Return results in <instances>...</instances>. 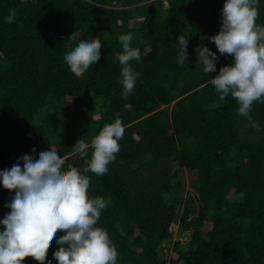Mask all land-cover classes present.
<instances>
[{
	"label": "trees",
	"instance_id": "16d2710c",
	"mask_svg": "<svg viewBox=\"0 0 264 264\" xmlns=\"http://www.w3.org/2000/svg\"><path fill=\"white\" fill-rule=\"evenodd\" d=\"M224 2L0 0V172L49 150L64 158L63 170L79 168L90 177L89 198L111 199L96 226L116 245L117 264H264V103L249 113L257 131L237 114L238 102L220 100L209 83L234 58L205 40L219 57L216 72L205 74L194 51L201 36L219 33ZM258 11L264 26V0ZM75 29L80 37L69 41ZM129 33L141 53L130 66L140 75L124 99L117 55L119 37ZM182 34L189 37L183 66ZM93 37L102 42L101 58L77 78L64 56ZM117 113L125 133L115 161L103 176L84 173L92 149L82 160L72 148L79 139L90 145ZM183 169L195 178V195L185 192ZM14 195L0 194V221ZM177 222L188 244L173 242ZM65 234L57 232L43 264H58L56 240Z\"/></svg>",
	"mask_w": 264,
	"mask_h": 264
},
{
	"label": "clouds",
	"instance_id": "9594fccd",
	"mask_svg": "<svg viewBox=\"0 0 264 264\" xmlns=\"http://www.w3.org/2000/svg\"><path fill=\"white\" fill-rule=\"evenodd\" d=\"M258 4L259 0H225L219 33L201 36V44L194 51L197 69L205 74L216 72L219 59L205 40L214 43L220 55L234 58V63L220 68L209 83L220 94V100L231 95L239 104L237 114L247 117L249 124L260 131L259 122L249 115L254 102L264 103V26L256 23L260 16ZM15 17L16 10L10 9L6 20L11 24ZM79 37L80 32L75 29L68 40L77 41ZM119 40L123 47L117 55L122 65V97L127 99L140 75L133 71L130 61H139L141 53L139 48L131 47V33L121 35ZM177 40V63L183 66L188 60L189 37L182 34ZM101 48L100 38L79 40L64 60L80 78L100 60ZM124 133L117 113L114 123L106 124L90 145L83 139L77 140L72 149L80 159H86L89 148L92 149L84 173L107 174L108 165L120 151L119 141ZM32 151L35 153V148ZM21 160L23 167L18 162L10 170L0 172L3 188L15 193L4 205L10 212L0 221V264H23L27 258L43 264L58 231L66 233L56 240L60 247L53 256L58 264H117L116 245L106 229L96 226L111 199L89 198L90 177L74 166L63 170L65 160L56 151H42L39 159L24 155Z\"/></svg>",
	"mask_w": 264,
	"mask_h": 264
},
{
	"label": "rangeland",
	"instance_id": "374dc122",
	"mask_svg": "<svg viewBox=\"0 0 264 264\" xmlns=\"http://www.w3.org/2000/svg\"><path fill=\"white\" fill-rule=\"evenodd\" d=\"M85 97L87 99V101L92 102L91 100H93V96L92 94L87 91L85 93ZM40 116V115H38ZM35 118V121H39V117ZM181 178L183 181V184L185 186V192L187 195H195L196 191L194 188V176L193 174L190 173V171H188L187 169H183L181 172ZM5 191V195H9L11 192H9L8 190L4 189L3 187L0 189V194H2V192ZM4 216V212L0 209V220L3 218ZM180 223L177 222L173 225L172 229L174 231V239L173 242L175 241H181L183 244H188L189 239H190V234L189 233H182L180 234ZM172 246V245H171ZM167 253H168V257H176V255L172 254V250L171 249H166Z\"/></svg>",
	"mask_w": 264,
	"mask_h": 264
},
{
	"label": "built area",
	"instance_id": "2783aa9c",
	"mask_svg": "<svg viewBox=\"0 0 264 264\" xmlns=\"http://www.w3.org/2000/svg\"><path fill=\"white\" fill-rule=\"evenodd\" d=\"M150 1H153V0H150Z\"/></svg>",
	"mask_w": 264,
	"mask_h": 264
}]
</instances>
